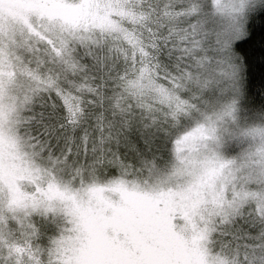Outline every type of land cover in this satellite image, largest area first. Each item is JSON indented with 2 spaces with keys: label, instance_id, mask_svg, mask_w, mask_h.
Instances as JSON below:
<instances>
[{
  "label": "snow or ice",
  "instance_id": "1",
  "mask_svg": "<svg viewBox=\"0 0 264 264\" xmlns=\"http://www.w3.org/2000/svg\"><path fill=\"white\" fill-rule=\"evenodd\" d=\"M135 11L139 22L115 52L107 44L88 45L83 54L77 48L64 66L66 42L35 50L60 65L53 88L26 117L45 154L58 151L74 167L143 171L194 121L223 139L243 134L240 115L264 117L254 71L264 70V0H138ZM121 88L138 97L147 91L156 103L147 114L131 104L117 113L112 101ZM256 131L264 137V128ZM224 213L213 221L218 247L242 252L241 264H264V185L238 216ZM55 231L51 218L36 220L30 212L11 223L5 218L0 264H34L37 255L42 261Z\"/></svg>",
  "mask_w": 264,
  "mask_h": 264
},
{
  "label": "rangeland",
  "instance_id": "2",
  "mask_svg": "<svg viewBox=\"0 0 264 264\" xmlns=\"http://www.w3.org/2000/svg\"><path fill=\"white\" fill-rule=\"evenodd\" d=\"M125 3L0 0V221L25 212L36 220L64 218L53 264H241L242 252L212 245L213 221L225 208L238 216L264 185L258 112L240 115L243 134L234 137L221 139L204 121L185 126L173 136L171 168L153 183L128 180L133 171L105 182L63 183L36 162L16 131L19 96L41 76L29 65L41 48L37 40L60 45L118 37L130 16ZM39 60L38 68L47 66Z\"/></svg>",
  "mask_w": 264,
  "mask_h": 264
},
{
  "label": "trees",
  "instance_id": "3",
  "mask_svg": "<svg viewBox=\"0 0 264 264\" xmlns=\"http://www.w3.org/2000/svg\"><path fill=\"white\" fill-rule=\"evenodd\" d=\"M138 3V0H126L125 7L128 8L130 11V16L125 17L123 20V30L117 31L119 34L118 37L115 38H108L103 39L100 38L99 40L95 42H90L89 40L81 41L78 43H68V51L65 53L64 58V66H70L73 60L74 50L79 48L81 54H83L84 51L87 50L88 45H92L95 48H99L105 44L109 45L112 48V51L115 52L118 48V46L122 43V41L125 40L126 35L131 32L132 28L135 26L136 23L139 22L138 15L135 11V5ZM41 45H39L41 48L45 46H52L59 44H55L56 42H41L37 40ZM37 56V57H36ZM33 56V59L31 62H29V65L33 67L37 72L41 74L38 79V86L33 88L29 93H27L25 96H19L20 102L23 104L21 107L20 112V118H18V124L16 131L20 134L21 140L23 142V145L27 149L30 155L34 157L37 163L40 164V166L47 165V168H52L53 171H56L54 176H57L60 178V181L63 183H71L80 185L85 184L89 179H94L96 181L105 182L119 174H128L125 171H132L131 169L126 168H116L115 171H110L112 166L109 167H99V166H93L89 165L87 167L84 166H73L72 162L66 161L65 156L60 154L58 151H53L49 149V151L45 154L44 149L47 147V145H38L35 143L31 136L28 134L27 130V113L29 109L32 107L34 102H36L41 97H47L48 95V89L53 88L54 84L56 83L55 80V71L60 67V65L57 64H49L47 62V57L44 56V54L38 53V55ZM42 59V60H39ZM44 61V63L47 64L46 67L38 68V62L37 61ZM27 65V64H26ZM36 67V68H35ZM131 71V70H130ZM256 74V86L255 90L260 93L262 97H264V70L256 69L254 70ZM43 79V80H41ZM51 83V85L49 84ZM49 84V85H47ZM247 84V81H245V85ZM120 92L123 94L122 97H118L113 99L112 101V110L116 111L117 113L126 112L128 106L131 104L135 106L137 113H148L150 109L148 108L149 105L156 103L154 100V97L149 94L147 91L143 97H138L135 95H132L131 93L125 91L123 88L120 89ZM23 94V93H22ZM261 116V115H260ZM262 117V116H261ZM264 121V117L261 119ZM172 141L167 143L166 145H162L159 153L157 154L156 158L149 164L146 165L143 169V171H133L132 174L129 175L128 180L134 179L135 181H140L143 183H147L151 181L152 183L155 181H158L157 178H159L160 173H162V170L165 168H168V170L171 168L173 163V155H172ZM89 142H91V139L89 138ZM161 155L163 159L166 160L167 165H164L162 162V158H158V156ZM167 170V169H166ZM167 170V171H168ZM130 178V179H129ZM41 217H38L37 220H40ZM257 220L259 222L260 217L257 216ZM54 222V226L56 227L55 235L54 237L47 243V252L45 253L43 260L41 261L40 256L37 255L34 259V264H53L54 258H55V243L58 241L60 236L62 235L61 232H64L63 229L66 230V221L64 218H61L59 216V219L57 220H51ZM213 239V246L214 241H216V236L214 232ZM217 250L221 251L219 247H217Z\"/></svg>",
  "mask_w": 264,
  "mask_h": 264
}]
</instances>
